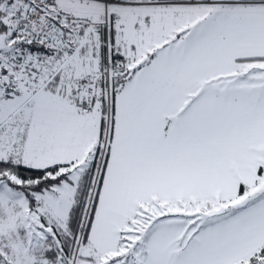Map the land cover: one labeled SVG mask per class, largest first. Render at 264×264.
Instances as JSON below:
<instances>
[{
	"label": "snow or ice",
	"instance_id": "1",
	"mask_svg": "<svg viewBox=\"0 0 264 264\" xmlns=\"http://www.w3.org/2000/svg\"><path fill=\"white\" fill-rule=\"evenodd\" d=\"M0 264H264V0H0Z\"/></svg>",
	"mask_w": 264,
	"mask_h": 264
}]
</instances>
